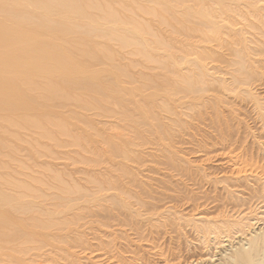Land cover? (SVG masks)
<instances>
[{
	"label": "rangeland",
	"instance_id": "rangeland-1",
	"mask_svg": "<svg viewBox=\"0 0 264 264\" xmlns=\"http://www.w3.org/2000/svg\"><path fill=\"white\" fill-rule=\"evenodd\" d=\"M41 1L53 17L39 25V37L51 38L50 50L73 74L37 76L34 110L0 115V197L14 200L2 210L11 244H0V264H232L238 248L264 233V214L246 238L206 241L195 227L218 212L192 210L212 212L218 198L232 204V106L250 110L232 98V40L244 48L264 41V0ZM5 2L7 10L21 9ZM59 3L80 15L50 13ZM37 6L30 1L28 12ZM148 88L172 97L167 110L160 102L157 118L139 115ZM247 120L251 143L258 142L251 147L264 150ZM114 188L146 206L129 196L128 208L113 203ZM125 216L132 226L119 224ZM137 228L153 234L156 249L135 236Z\"/></svg>",
	"mask_w": 264,
	"mask_h": 264
},
{
	"label": "bare ground",
	"instance_id": "bare-ground-1",
	"mask_svg": "<svg viewBox=\"0 0 264 264\" xmlns=\"http://www.w3.org/2000/svg\"><path fill=\"white\" fill-rule=\"evenodd\" d=\"M4 1H6L7 4H12L14 6L17 5L19 8H21L18 10H7L3 3H0V115L3 118H6V116L8 118H12V113L19 111V113L22 114L25 111L34 110L32 105H30L31 102L29 101L33 100L31 96L34 91L33 85H35L33 84V80L37 76H45L49 79L57 76H61V78H63L68 74L72 75L73 71L67 67L65 58L60 55V52L55 53L56 50H50V47L47 43L49 40H51V38L48 37L44 41H41V37H39V27L43 26V23L51 20L50 17H53L50 14L48 16L45 15V12H43L45 8L42 7L43 2L41 0ZM30 1L38 3L37 9L36 11H33V13L28 12V10L34 9L33 7H28V3ZM53 10L57 12L55 15H61L64 10H67L68 13L71 11V17L73 15H80L78 12L70 10L69 5L64 3H59L58 7L50 10V13ZM34 12L36 16L32 15ZM33 23L38 25H33ZM93 30L94 29H92V31ZM243 44L244 43L240 42L239 40H232V98L235 99L241 105V107L244 108L247 106L250 108V110L247 109V111L249 110L247 113H244L241 108L236 109L232 106V184H230L231 182L229 183V185H232V204H229L230 202L222 204V200L219 201L218 198L214 199L213 201L215 205L214 211L212 212L207 210L200 212L201 206L196 204L192 210L196 211L198 214L202 213L210 216L211 214L213 215L218 212L217 218L202 221L199 227H195L199 238L202 237L206 241L209 240L211 235H214L213 238L216 240H218V236L224 234L225 236L229 237V239L232 237V240L238 236L247 237V232L254 229L255 226L262 222V220L259 218V215H261L260 213L264 214V150L261 147L258 150H256L254 146L251 147V145L254 143H251L250 140L253 137L251 133L252 130L243 126L245 124V118L251 120L259 131L257 132L259 133L258 136L264 139V41H259L258 43L255 41L251 42V45L256 44L255 46L253 45L254 47L250 45L244 48L246 44ZM15 58L19 59V63L18 66H16L17 68L12 71L13 60ZM20 85H28L30 89L22 90ZM249 89L260 91V95L262 96L252 95ZM147 90H150V93L149 95L143 97V104L140 107L141 113L139 115L143 116L145 114H149L150 116L152 113L150 117L157 118L155 110L159 107L160 102L166 100L167 110L169 107L168 101H170L172 97L170 98L168 95L163 94L160 89L148 88ZM118 91H122L124 94H128L130 92H134L136 94L139 92L136 89L130 91L127 88L121 89V87ZM150 117L149 119H151ZM153 121L158 122L157 120ZM150 125L152 126V123ZM154 125L155 124H153L152 128H154ZM263 142L261 143L264 147ZM109 190L112 191L110 188H106L104 191L109 192ZM114 190L117 192V194L112 195V197L109 198L113 203L116 202L117 204V201L123 205L126 203L125 207L128 208L132 205L127 200L129 196V198H135L133 199L136 201V205L140 204L141 200L138 195L134 194V196L127 189L114 188ZM229 198L230 197H228V199ZM13 201V199L8 198L7 196L0 199V244L2 243V248H6L11 244L7 239L8 237H6L2 231V229L8 225L4 223L9 220L7 211L2 210L4 208L14 207ZM144 203L142 204L144 205ZM140 205L139 207L143 208V205ZM117 207L115 208L117 209ZM121 207L123 208L124 206ZM122 208L120 209L122 210ZM124 209L122 211L126 210ZM228 209L230 210V213H232V227L229 226L230 223L226 220L228 217L226 210ZM260 210L261 212H259ZM26 214L28 213L18 212V215ZM125 217L127 220L122 222L119 220V222H121L119 224L128 227L132 226L130 219H128L127 216ZM219 224L224 226L220 227ZM103 226L104 228L108 227L107 224ZM136 231L137 234L135 236L138 239L141 241H146V243L152 245L153 249L157 248L156 240L153 234L150 233L149 236H146L139 228H137ZM125 239L127 242H129L128 238ZM247 242V244L250 246L249 249H244L243 247L245 246H242V249L238 248V251L236 253L234 252L232 255V264H258V258L261 254H264V233H258L253 237L251 236V239H249ZM112 246L113 244L109 243L104 246V249H110ZM138 250L140 251L139 248ZM129 252L132 253V251ZM111 259L116 261V258ZM144 260L145 259L143 256H140L137 259V261L141 262H144ZM147 262L144 263L147 264Z\"/></svg>",
	"mask_w": 264,
	"mask_h": 264
}]
</instances>
